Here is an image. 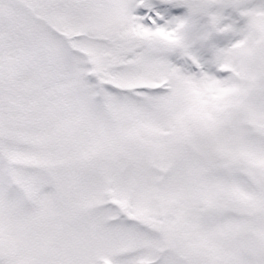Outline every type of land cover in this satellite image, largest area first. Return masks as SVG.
<instances>
[{
	"label": "snow or ice",
	"instance_id": "1",
	"mask_svg": "<svg viewBox=\"0 0 264 264\" xmlns=\"http://www.w3.org/2000/svg\"><path fill=\"white\" fill-rule=\"evenodd\" d=\"M0 264H264V0H0Z\"/></svg>",
	"mask_w": 264,
	"mask_h": 264
},
{
	"label": "rangeland",
	"instance_id": "2",
	"mask_svg": "<svg viewBox=\"0 0 264 264\" xmlns=\"http://www.w3.org/2000/svg\"><path fill=\"white\" fill-rule=\"evenodd\" d=\"M203 22H204L203 20L198 21L196 23L195 27L189 30L188 39L190 41L195 40L196 32L199 29L200 25L203 24ZM236 38H238V37H234L231 34H217L214 37V42L218 46L223 47V46H226L229 42L234 41ZM206 46L207 45H205L204 47H201V45L198 42H193L192 47H191V51L193 54L201 57V59L203 61H206L208 59V57L210 56V53L205 50Z\"/></svg>",
	"mask_w": 264,
	"mask_h": 264
}]
</instances>
